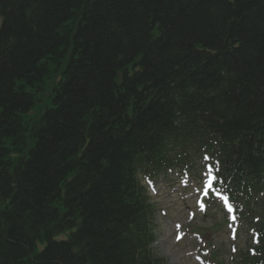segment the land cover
<instances>
[{
    "label": "trees",
    "instance_id": "trees-1",
    "mask_svg": "<svg viewBox=\"0 0 264 264\" xmlns=\"http://www.w3.org/2000/svg\"><path fill=\"white\" fill-rule=\"evenodd\" d=\"M0 18V264H165L141 178L204 153L258 238L236 264H264V0H0Z\"/></svg>",
    "mask_w": 264,
    "mask_h": 264
},
{
    "label": "rangeland",
    "instance_id": "rangeland-1",
    "mask_svg": "<svg viewBox=\"0 0 264 264\" xmlns=\"http://www.w3.org/2000/svg\"><path fill=\"white\" fill-rule=\"evenodd\" d=\"M208 178L209 173L203 168L198 172L195 181L188 185H185L181 177L172 173L166 178L159 177L154 183L145 181L157 209L155 214L157 240L153 248L168 264H217L207 258L204 238L185 230L188 227L195 228L197 225L206 229L223 219L225 213L229 216L221 201L213 208L206 204L204 211L199 209L201 203L199 200L203 197L201 189L207 187L205 181ZM204 202L206 203L205 199ZM204 202L202 201V204ZM212 211L213 214L210 213ZM206 212L209 215L204 214ZM233 227V224H228L218 231L206 232L215 246L222 247L221 258L225 264H234L232 253L245 249L249 243V235L245 228L243 229L244 226L237 225L240 231L234 238Z\"/></svg>",
    "mask_w": 264,
    "mask_h": 264
}]
</instances>
